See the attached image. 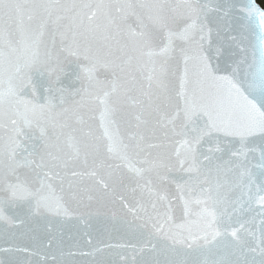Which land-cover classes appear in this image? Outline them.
Listing matches in <instances>:
<instances>
[{
  "label": "water",
  "instance_id": "95a60500",
  "mask_svg": "<svg viewBox=\"0 0 264 264\" xmlns=\"http://www.w3.org/2000/svg\"><path fill=\"white\" fill-rule=\"evenodd\" d=\"M6 2L54 6L47 10L26 7L22 14L14 9L10 12L0 9V23L10 33L0 39L3 53L0 90L8 88L9 77L17 67L21 69L20 75L27 73L31 77V89L5 104L2 122L10 128V120L16 119L18 126L27 128L17 114L25 112L23 101L46 103L50 96L54 97V110L35 115L29 111L28 115L46 129L51 151L68 160V166L61 170L62 180L51 182L53 191L45 193L53 200L59 198L62 207L58 213H29L23 202H18L19 206L3 203L5 197L0 195V264H179L180 261L207 264L221 258L225 264H260L264 260L260 254L264 204L259 203V196L264 192L253 189L243 196L246 211L237 216L245 224V229L238 232L240 244L231 236H221L211 252L203 247V241H198L193 249L177 245L173 250L165 236H187L189 229L199 235L204 225L199 213L205 206L195 202L196 192L182 193L176 183L167 184V199L159 200L144 187L147 179L152 180L149 187L158 186L159 180L155 176L141 178L135 171L143 166L141 161L149 154L162 155L173 164L183 156L186 151L183 141L187 138L181 128L184 98L196 95L199 100L202 85L197 82L193 61H189L185 78L183 58L174 52L161 51L168 44L166 33H156L152 46L155 55H149L148 49L131 35V31L140 30L137 15L150 23L148 18L155 16L158 9L138 7L137 15H129L126 8L122 11L118 8L129 2L164 3L170 6L166 11L173 20L185 12L182 7H171L180 0ZM207 2L216 9L207 14L206 22L212 29L209 54L221 47L224 50L218 61L221 64L240 57L245 58L246 66L254 60L258 63L264 33L256 21L242 15L240 9L245 0ZM29 13L34 16L32 21L28 20ZM112 19L119 21L118 27L110 23ZM42 21L46 27L38 46H32L23 29L29 26L35 29ZM181 43L176 40L173 47ZM69 48L87 52L90 59L69 55ZM34 58L38 63L30 71L25 69L24 65ZM93 63L94 79L89 81L84 69ZM113 69L118 70V80ZM161 74L166 85L163 90L157 82ZM113 82L117 84L115 91ZM61 88L66 90L63 103L57 91ZM77 89L81 90L80 95L69 94ZM105 92L111 93L107 97L113 109L111 123L102 119ZM162 94L167 99L157 111L158 97ZM28 131L34 136L39 133L35 123ZM6 136L5 129L0 128V137ZM73 143L81 147L78 158L73 153ZM135 144L139 145L138 152L131 147L125 149V145ZM217 146L215 141L206 142L203 151L207 154L208 148L215 150ZM219 147L223 149L224 145ZM213 159L222 165V170L219 174L213 171L209 179H219L223 185L221 194L230 200L242 194L238 185L247 183L242 172L251 169L258 175L260 171L256 167L261 163L258 153H250L247 158L231 157L224 150L215 152ZM171 175L179 183L188 178V174L178 170ZM20 179L31 180V174L22 169ZM219 227L223 232L225 226ZM231 227L238 225L233 223ZM253 232L255 236L250 235ZM225 242L227 248L223 247ZM252 248L256 251H250Z\"/></svg>",
  "mask_w": 264,
  "mask_h": 264
},
{
  "label": "snow or ice",
  "instance_id": "6c2138e0",
  "mask_svg": "<svg viewBox=\"0 0 264 264\" xmlns=\"http://www.w3.org/2000/svg\"><path fill=\"white\" fill-rule=\"evenodd\" d=\"M52 4H34L31 6L21 3H8L6 0H0V9L15 10L22 14L23 9L30 7L32 9L47 10ZM87 7V5H85ZM110 7V6H109ZM154 7L158 9L155 16H150V23H145L144 19L136 14V8ZM170 6L164 3L136 4L129 2L118 8L128 10L129 15H137L139 31H131V35L137 38L138 42L148 49L149 55H155L152 51L156 33L167 34L168 44L165 45L162 52H174L177 56L183 58L185 68L184 76L188 75L189 61H193L196 68L197 82L202 85L199 90V100L196 95L185 96L184 107L182 109V134L187 137L183 143L186 151L182 157L178 158L175 164L162 155L153 156L149 154L142 161V167L135 169L137 175L141 178L155 176L159 180L158 186L152 185V180L147 179L144 187L149 194L159 200L167 199V184L176 183L177 188L182 193L196 192V203L205 207L199 213L204 219V225L201 233L195 235L191 229L187 236L166 235L165 239L169 242V248L175 250L177 245L186 246L187 249H193L198 241H203V247H207L211 252L217 246V238L221 236H231L235 238L234 242L240 244L238 232L245 229V224L237 216L246 211V203L243 196L245 193H251L255 189L258 193L264 192V38L260 41V57L258 63L254 60L252 64H247L244 57L233 60L231 63L221 64L218 61L224 55V50L217 47L210 55L212 29L207 24V14L209 11L216 10L207 0H180V2L171 7H182L184 14L176 19L170 20L167 15V9ZM242 15L250 21H256L264 33V8L257 0H245L240 9ZM51 13H49L50 17ZM34 19L33 14L29 13L28 20ZM91 19V17H89ZM113 26H119L116 19L110 20ZM175 26V27H174ZM46 27V22H40L35 29L29 26L23 31L27 34L28 40L32 46H38L39 37L42 35V29ZM9 35L4 24L0 23V39ZM235 39V38H233ZM176 40L182 41L177 47H173ZM10 42V41H9ZM69 55L83 56L84 59H90L87 52L79 53L67 50ZM3 53L0 52V66H2ZM38 61L34 58L28 61L24 68L31 70ZM95 64H90L84 69L89 81L94 79ZM21 69L16 68L15 74L9 77V86L6 90H0V128L7 132L6 137H0V195L5 197L3 203L16 204L23 202L29 213L59 212L61 203L59 198L53 200L50 195L53 191L52 181L62 180L61 170L67 168L68 160L54 154L51 151V145L48 143L46 129L39 126L29 118L28 112L33 115L36 113L50 112L55 109L54 97L50 96L46 103H33V101H23L26 106L24 113H17L21 116L23 124L27 128L18 126L16 119L10 120L11 127H7L2 120L5 104H10L13 99H18L31 89V77L27 73L20 75ZM113 75L119 79L118 70L113 69ZM3 71L0 67V81H2ZM17 79V83L12 81ZM151 79V77H150ZM161 89L166 85L163 80V74L157 78ZM117 84L112 83V90L115 91ZM34 92V89H32ZM51 91V90H50ZM61 94V103H63V94L65 89L57 90ZM86 91V90H85ZM81 90L77 89L70 95H80ZM110 92H105L104 111L102 119L111 123L113 109L108 104L107 97ZM167 97L163 94L158 97L156 110H160L166 102ZM35 126L39 129L38 135H31L28 129ZM107 132V129H106ZM109 139H113L109 136ZM260 143L257 145L256 141ZM215 141L217 147L207 149V154L203 148L206 142ZM220 144L224 145L222 149ZM87 146H85L86 148ZM131 147L132 151L138 152L139 145H125V149ZM72 149L75 157L81 154V147L73 143ZM110 151L113 149L110 148ZM228 151L231 157L247 158L250 153H258L261 163L256 165L260 169L257 175L251 169L241 173V176L247 177V183H242V194L235 199H228L221 194L223 185L219 179L210 180L213 171L217 174L222 170V165L214 162L215 152ZM86 155V153H85ZM26 169L31 174V180H21L20 171ZM181 171L188 174V178L179 183L172 177L174 171ZM76 173H73L75 175ZM92 175H96L95 172ZM71 195V192L69 193ZM251 197L249 196V200ZM189 201H185V205ZM259 203L264 204V195L259 196ZM155 207V205H153ZM2 211V208H0ZM235 223L238 227H231ZM264 225V219L261 220ZM219 225H224V231L220 230ZM155 227V226H154ZM160 229H157L159 232ZM255 236V233H250ZM260 254L264 256V227L261 229ZM227 242L223 247L227 248ZM256 251V248L250 249ZM179 264H187L186 261H180ZM192 264H198L193 261ZM207 264H225L221 259L207 261ZM264 264V260L260 261Z\"/></svg>",
  "mask_w": 264,
  "mask_h": 264
},
{
  "label": "trees",
  "instance_id": "16d2710c",
  "mask_svg": "<svg viewBox=\"0 0 264 264\" xmlns=\"http://www.w3.org/2000/svg\"><path fill=\"white\" fill-rule=\"evenodd\" d=\"M257 3L264 8V0H257Z\"/></svg>",
  "mask_w": 264,
  "mask_h": 264
}]
</instances>
